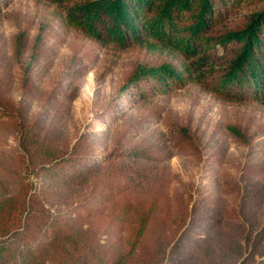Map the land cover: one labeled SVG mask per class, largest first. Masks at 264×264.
Returning a JSON list of instances; mask_svg holds the SVG:
<instances>
[{"label": "trees", "instance_id": "obj_1", "mask_svg": "<svg viewBox=\"0 0 264 264\" xmlns=\"http://www.w3.org/2000/svg\"><path fill=\"white\" fill-rule=\"evenodd\" d=\"M12 2L0 0V14ZM35 4L41 15L12 41L9 61L22 78L17 100L6 93L8 75L0 63V129L16 134L25 171L13 191L0 179V264H264V216L256 223L245 211L259 204L256 190L242 194L226 217L201 200L188 202L178 193L170 199L164 184L154 187L155 166L174 155H201L187 124L167 120L162 137L115 142L96 157L85 133L68 143L44 129L41 116H25V97L36 84L31 70L46 57L58 20L88 42L79 59L68 61L64 86L86 75L98 54L111 70L114 54L129 51L133 60L110 108H161L156 97L193 86L230 107L223 143L261 146L264 128L252 131L253 115L238 112L264 107V0ZM139 192L146 194L134 197Z\"/></svg>", "mask_w": 264, "mask_h": 264}, {"label": "rangeland", "instance_id": "obj_2", "mask_svg": "<svg viewBox=\"0 0 264 264\" xmlns=\"http://www.w3.org/2000/svg\"><path fill=\"white\" fill-rule=\"evenodd\" d=\"M42 10L35 0H13L0 14V63L8 75L6 93L13 100L21 97L22 78L19 66L11 65L9 61L12 41L19 30L35 22L34 18L39 17ZM52 27L47 44L52 48L45 46L46 57L31 70L36 84L25 97L27 120L36 114L41 116L44 129L52 130L61 141L68 143L85 133L96 157L109 153L115 142L135 143L162 137L163 123L167 120L185 123L199 140L201 155H174L155 166L152 170L154 187L164 184L170 199L178 193L188 202L201 200L204 206L214 208L226 217L238 208L241 195L254 189L260 194L259 204L249 203L245 211L254 214L256 223L261 221L264 216L263 137L260 138L263 145L255 147H241L228 140L223 143L220 133L222 123L230 115V107L193 86L166 98L156 97L155 103L161 108L148 109L144 105L133 110L118 106L110 108L108 104L113 101L133 60L129 51L114 54L116 63L111 70L104 67L98 54V60L86 75L71 79L64 86L61 77L70 71L68 61L72 57L79 59L88 42L81 35L64 29L58 20L53 21ZM110 56L111 51H108V59ZM152 108L154 114L150 111ZM238 113L246 117L253 115L252 131L264 128V107L249 105L239 109ZM16 151V134L0 129V179L9 191H13L19 177L25 175ZM28 181L37 184L32 176ZM145 194L139 192L134 197ZM50 209L54 213V208Z\"/></svg>", "mask_w": 264, "mask_h": 264}]
</instances>
